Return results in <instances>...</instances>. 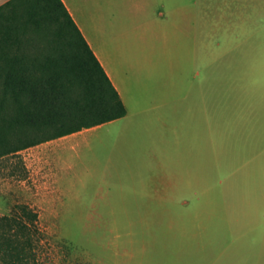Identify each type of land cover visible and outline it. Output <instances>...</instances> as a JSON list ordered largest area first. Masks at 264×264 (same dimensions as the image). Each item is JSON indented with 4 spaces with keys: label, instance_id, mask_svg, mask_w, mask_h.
Here are the masks:
<instances>
[{
    "label": "rangeland",
    "instance_id": "obj_1",
    "mask_svg": "<svg viewBox=\"0 0 264 264\" xmlns=\"http://www.w3.org/2000/svg\"><path fill=\"white\" fill-rule=\"evenodd\" d=\"M204 1L198 0V8ZM207 1L212 64L206 68L201 59L205 37L199 28L190 78L200 71L194 81L203 87L209 79L205 73L212 72L214 123L232 129L220 140L231 150L214 149L208 207L173 204L188 196L176 190L179 172L199 171L205 158L201 164L191 153L179 164L162 124L142 143L147 147L142 156H134L130 147L99 146L79 160L73 157L78 165L69 172L59 155L50 157L65 138L46 140L0 156V216L29 220L25 205L37 213L28 237H22L29 264H264V209L259 206L264 203V134L258 138L264 128V9L254 10L253 0ZM36 52L30 50L33 57ZM241 126L258 141L241 137ZM76 173L77 184L68 183ZM64 182L72 190L67 194ZM238 195L254 201L255 223L237 220L226 207L230 203L219 202ZM199 199L200 194L193 201Z\"/></svg>",
    "mask_w": 264,
    "mask_h": 264
},
{
    "label": "crops",
    "instance_id": "obj_2",
    "mask_svg": "<svg viewBox=\"0 0 264 264\" xmlns=\"http://www.w3.org/2000/svg\"><path fill=\"white\" fill-rule=\"evenodd\" d=\"M64 2L119 91L128 111L122 117L61 136L65 138L64 141L51 152L50 157L55 159L59 155L63 168L69 172L78 165L73 157L79 160L83 152L96 150L99 146L109 145L119 149L130 147L134 156H142L147 151L142 143L150 138L158 124H162L172 141L179 164L182 156L190 158L191 153L192 157L201 159V164L205 158V164L201 165L199 171L192 173L191 168L181 174L176 171V174L179 172L176 190L182 193L187 191L188 196L173 204L208 207L213 196L214 149L227 152L230 148H222L220 140L232 132L228 123H214L213 89L211 77L208 76H212V72L205 73V78L209 79L203 87L197 86L194 81L200 71L195 72L194 79L190 78L191 68L197 64L199 28L204 31L205 37V55L201 59L206 68L212 64L211 41L208 42L206 37L212 22L211 1L205 0L203 8H198V0ZM253 5L254 10L261 12L264 0H253ZM143 125L153 128L143 130ZM222 125L227 128L223 129ZM241 128L238 130L241 137L257 140V137L250 136L252 133H246L244 126ZM263 134L264 128H261L258 138ZM214 140L218 142L215 145ZM95 155L100 157L98 152ZM76 174L77 179L68 178V183L77 184L79 176ZM65 183L63 189L64 194H67V191L72 190L67 189ZM198 184L202 187L198 188ZM226 187L224 190L230 188ZM191 194L194 195L192 199L189 196ZM198 194L203 201H193ZM223 200L217 201L230 203L226 207L231 209L237 220L245 223L255 221L251 213L254 201L247 203L239 195L233 200L230 197ZM259 206L264 209V203ZM219 213L226 214L224 210Z\"/></svg>",
    "mask_w": 264,
    "mask_h": 264
},
{
    "label": "trees",
    "instance_id": "obj_3",
    "mask_svg": "<svg viewBox=\"0 0 264 264\" xmlns=\"http://www.w3.org/2000/svg\"><path fill=\"white\" fill-rule=\"evenodd\" d=\"M127 111L64 0L0 5V156ZM23 209L33 218L0 216V264H29L22 237L29 235L37 213L28 205Z\"/></svg>",
    "mask_w": 264,
    "mask_h": 264
}]
</instances>
